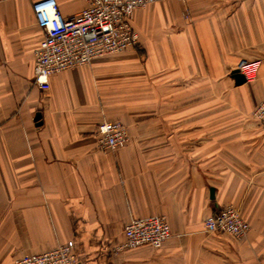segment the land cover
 Wrapping results in <instances>:
<instances>
[{
  "label": "crops",
  "instance_id": "0c3cea01",
  "mask_svg": "<svg viewBox=\"0 0 264 264\" xmlns=\"http://www.w3.org/2000/svg\"><path fill=\"white\" fill-rule=\"evenodd\" d=\"M36 1L0 2V264L60 244L76 264H264V0H157L134 11L137 46L47 90ZM58 3L64 17L87 6ZM241 60L258 62L255 81L236 84ZM104 119L126 126L124 147L98 148ZM226 205L244 237L204 230ZM154 214L172 236L119 249L129 220Z\"/></svg>",
  "mask_w": 264,
  "mask_h": 264
},
{
  "label": "built area",
  "instance_id": "2783aa9c",
  "mask_svg": "<svg viewBox=\"0 0 264 264\" xmlns=\"http://www.w3.org/2000/svg\"><path fill=\"white\" fill-rule=\"evenodd\" d=\"M2 0H0L1 2ZM157 0H87V6L71 17H64L58 0H38L33 10L44 36L36 50L38 72L34 82L42 89L50 87V77L66 69L91 63L104 55L121 52L139 44V34L133 26L134 11ZM247 82L258 77L256 61L241 60L236 66ZM253 117L264 124V98L257 104ZM98 148L112 151L129 141L126 126L118 120L104 119L96 132ZM250 224L234 205L221 207L205 220L208 233L222 232L236 238L244 237ZM172 236V229L163 215L132 217L125 226V241L119 249L136 248L144 244L162 246ZM71 244H60L41 252L25 254L15 264H76Z\"/></svg>",
  "mask_w": 264,
  "mask_h": 264
},
{
  "label": "water",
  "instance_id": "95a60500",
  "mask_svg": "<svg viewBox=\"0 0 264 264\" xmlns=\"http://www.w3.org/2000/svg\"><path fill=\"white\" fill-rule=\"evenodd\" d=\"M232 76L235 79L236 84H242V83L246 82L245 76L241 72H239V70H237V69H235L232 72ZM40 118H41V113L38 112L37 116H36V119H35L36 121H38V124L41 123L40 122Z\"/></svg>",
  "mask_w": 264,
  "mask_h": 264
}]
</instances>
